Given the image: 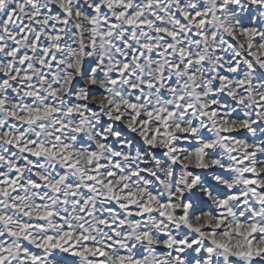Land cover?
I'll list each match as a JSON object with an SVG mask.
<instances>
[{
	"label": "snow or ice",
	"instance_id": "6c2138e0",
	"mask_svg": "<svg viewBox=\"0 0 264 264\" xmlns=\"http://www.w3.org/2000/svg\"><path fill=\"white\" fill-rule=\"evenodd\" d=\"M0 264H264V0H0Z\"/></svg>",
	"mask_w": 264,
	"mask_h": 264
}]
</instances>
